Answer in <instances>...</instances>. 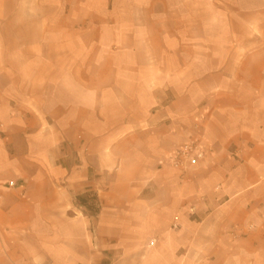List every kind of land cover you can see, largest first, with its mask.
Returning a JSON list of instances; mask_svg holds the SVG:
<instances>
[{"label":"crops","instance_id":"0c3cea01","mask_svg":"<svg viewBox=\"0 0 264 264\" xmlns=\"http://www.w3.org/2000/svg\"><path fill=\"white\" fill-rule=\"evenodd\" d=\"M146 50L168 52L156 86L134 75ZM192 138L205 161L170 170ZM155 178L142 219L93 225L75 201ZM130 227L158 229L143 264H264V0H0V264H28L32 243L44 264H103Z\"/></svg>","mask_w":264,"mask_h":264},{"label":"rangeland","instance_id":"374dc122","mask_svg":"<svg viewBox=\"0 0 264 264\" xmlns=\"http://www.w3.org/2000/svg\"><path fill=\"white\" fill-rule=\"evenodd\" d=\"M214 9L218 12L215 13V22H220L219 16H220V11L222 10L223 7L226 8V6L224 4H222V2H215L214 4ZM232 4H231V8L229 9L231 15L235 14V9L232 8ZM211 8V6H210ZM227 10V8H226ZM230 20V22L233 21V23H231V26H233V24L236 23L237 18H233ZM235 39L237 38V35H234ZM206 40V35H199L198 36V42H205ZM189 52L183 51L182 52V57L184 58L185 55L186 57H188ZM168 52H164V51H157V50H146L143 52H136L135 56H134V75L139 76V77H145V78H149L152 82H153V86H156L157 84V77L158 76H162L165 75L167 78H170L173 74L169 73V72H163V68H159L158 66V59L159 58H167ZM197 58L199 59H205L206 58V51L203 50H199L197 52ZM189 69L188 66H182L181 68V76H185L187 73H189ZM198 71H200V68H197ZM204 69V68H202ZM108 73H109V68L107 69ZM152 84V83H151ZM107 102L110 103V100H105ZM168 102V100H167ZM106 106L105 109H109L110 105ZM191 142H196V144L199 146L200 150L202 152H204L201 149L200 143L197 139L192 138L190 140H188L187 142L183 143L182 146L177 149L174 153H172V155L169 157L166 166L168 168H170V170L172 171H180L183 175L186 172H189L192 168L198 166L202 161H205L206 159V153H205V159L200 160L197 162V164L192 165V164H185L184 166H176L175 165V159H176V155L177 153L182 150L186 145L190 144ZM160 168H162V166H160ZM110 180H103L102 185L105 186V184H109ZM113 181V180H112ZM161 182H159L158 178L152 179L149 181V186L146 188L144 194L139 195V194H135L134 191L119 187L116 189L115 192L108 194L107 196L102 193L99 197V194L97 192L94 191H87L84 194L81 195H75V201L77 203V205H79V201L78 198L79 197H86L88 199L89 205H90V209H86L84 207L83 212L89 216L92 220V224H97L101 219L105 218V214L106 213H110L112 214V219H116V220H123L125 222V220H131L133 218H144L146 215H154L157 213V197H158V193L159 190H164L163 185L160 184ZM168 187H166V193H168L167 191ZM164 192V191H163ZM110 198L112 203L111 206H103L102 202L106 200V198ZM203 201V199L201 200ZM65 197H62L61 200V204L65 205ZM118 203V204H117ZM137 204L136 206H132L131 204ZM210 203V202H209ZM115 205V206H114ZM117 205V206H116ZM123 205V206H121ZM80 206V205H79ZM81 207V206H80ZM196 206H193V209L191 211V217L193 219H197V214L195 213V211H193L195 209ZM98 211V214H95ZM55 214V218H64L65 219V206H61L60 209L55 210L54 212ZM172 217V216H171ZM171 231L172 232H178L181 227L178 224V220L172 217L171 218ZM170 229V228H169ZM251 229V228H250ZM93 230V227H92ZM242 228L238 227V226H233L231 228V233L234 235L235 238L234 241H238V235H242ZM252 230V229H251ZM127 229L125 230V232H120L119 233V238H120V242L119 243H111V242H102V250L103 252H106L107 255H109L104 261L103 264H113L114 259H113V254L114 253H118V258L116 260V264H143L144 262V258H142L143 254L146 253V251H148V245L144 246L143 245V240H145L146 238H149V241H155V245L157 244V240L159 238V232L158 229L152 228L150 231H143L140 227H130L129 231L126 232ZM245 235L248 231L245 230ZM27 235H29L27 233ZM91 236V235H90ZM148 241V240H147ZM150 243V242H149ZM36 243H32L29 245L30 247V252L29 254H31V258H29V262L28 264H44L46 263L45 260V255L43 250L39 249L38 247H36ZM117 247V248H115ZM130 251V255L129 257H122L124 254V251ZM110 251V252H109ZM138 253V257H134V254L131 253ZM7 264H16V261H9L7 260Z\"/></svg>","mask_w":264,"mask_h":264},{"label":"built area","instance_id":"2783aa9c","mask_svg":"<svg viewBox=\"0 0 264 264\" xmlns=\"http://www.w3.org/2000/svg\"><path fill=\"white\" fill-rule=\"evenodd\" d=\"M203 159H205V153L200 150L196 142H191L177 153L175 165L184 166L187 163L195 165Z\"/></svg>","mask_w":264,"mask_h":264},{"label":"trees","instance_id":"16d2710c","mask_svg":"<svg viewBox=\"0 0 264 264\" xmlns=\"http://www.w3.org/2000/svg\"><path fill=\"white\" fill-rule=\"evenodd\" d=\"M78 201H79V205L81 207H84L86 209H90V205H89L88 199L86 197H79ZM95 214H98V211Z\"/></svg>","mask_w":264,"mask_h":264}]
</instances>
